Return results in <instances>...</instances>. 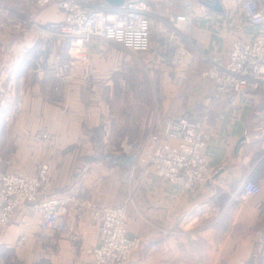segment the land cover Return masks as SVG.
I'll return each instance as SVG.
<instances>
[{"label": "crops", "instance_id": "obj_1", "mask_svg": "<svg viewBox=\"0 0 264 264\" xmlns=\"http://www.w3.org/2000/svg\"><path fill=\"white\" fill-rule=\"evenodd\" d=\"M150 1L161 19L182 11L177 0L169 4ZM1 2L10 3L13 14L38 23L43 30L40 34L0 31V44L8 51L0 64V150L5 148L10 162L15 157L29 159L35 148L33 136L47 127L55 141L43 145L46 153L41 158L49 164L56 193L76 184L93 201L110 206L122 205L132 197L127 231L141 246L128 264H264V95L235 106L212 102L214 85L204 75L209 65L202 57L194 59L188 71L191 83L185 86L192 94L184 110L176 113L175 105L158 110L156 118L145 125L147 132L133 134L138 142L133 144L142 143L144 158L152 151L150 137L165 128L167 118L206 105V154L214 173L193 190L156 175L136 189L142 166L136 164L133 172L137 162L133 155L110 163L101 158L113 152L122 125L130 124L121 120L124 106L127 110L139 107L136 102L123 106L116 99L112 76L127 67L120 52L123 48L94 40L90 62L70 66L63 39L58 37L50 44L51 25L64 20L56 4L40 9L35 0ZM221 3L224 14L209 10L202 1H192L188 37L203 51L227 58L235 40H249L260 29L246 24L232 0ZM160 28L152 31L146 59L168 77H181L182 68L173 58L185 45ZM69 74L71 80L60 85V77ZM109 117L112 125L106 123ZM246 179L259 184L262 193L242 201L239 189ZM22 216L23 211H17L15 220L0 231V264H94L86 250L98 247L101 237L88 213L80 219L71 215L67 232L47 231L44 236L40 217L25 227ZM75 230L80 238L72 244L69 236Z\"/></svg>", "mask_w": 264, "mask_h": 264}, {"label": "built area", "instance_id": "obj_2", "mask_svg": "<svg viewBox=\"0 0 264 264\" xmlns=\"http://www.w3.org/2000/svg\"><path fill=\"white\" fill-rule=\"evenodd\" d=\"M172 1L164 0L166 4ZM192 1L177 0L182 11L170 14L168 21L159 18L150 0H124L118 7L100 3L99 0H35V4L40 9L56 4L62 13L63 22L52 24L48 35L50 44L58 37L63 39L70 66L90 62L91 43L94 40L114 43L130 53H147L151 48L156 19L161 27L164 25L162 32L170 29L172 35L185 45L177 49L174 56V63L182 68V75L186 76L190 71L194 59L202 57L207 61L209 67L204 75L214 85L212 102L235 106L241 100L249 102L264 95V0H232L246 24L260 30L249 40H235L227 58L207 53L189 39L193 24ZM10 7L9 3L0 0V31L43 32L38 23L20 18L12 13ZM4 53L5 48L0 44V64ZM72 77V74L62 75L59 84L69 82ZM208 110V106L200 105L180 117L167 118L165 128L150 137L152 151L144 158L138 145L126 141L120 144L123 153H130L137 161L133 165V172L136 164L142 166L139 178L135 180L136 189L150 175L185 190L195 189L213 175L215 169L206 154ZM33 140L39 145L51 144L55 141V135L43 127L33 136ZM101 158L109 163L113 160L119 162L105 153L101 154ZM239 190L242 201L262 193V187L249 179L244 180ZM131 203L132 197L118 206L95 202L86 189L76 184L62 193H56L47 163H41L32 175L0 170V231L15 220L19 210L23 211L20 222L25 227L30 226L32 218L40 217L43 236L47 231L54 234L67 232L71 215L80 219L88 213L91 220L97 223L101 237L98 247L86 250V254L94 258V264H128L139 250L140 240L130 238L127 231L128 207ZM79 238L80 232L77 230L69 236L72 244ZM153 249L159 250V247L154 246Z\"/></svg>", "mask_w": 264, "mask_h": 264}, {"label": "rangeland", "instance_id": "obj_3", "mask_svg": "<svg viewBox=\"0 0 264 264\" xmlns=\"http://www.w3.org/2000/svg\"><path fill=\"white\" fill-rule=\"evenodd\" d=\"M164 19L168 21V19L163 18V20ZM159 23L160 21L155 19L153 31L157 26H159ZM163 26L164 25H162V28H160L161 32ZM164 34H172V32L170 29H167V32ZM6 51L7 50L5 49V54L7 53ZM120 52L127 59V62L124 65L127 67L126 69H123L121 74L116 73L115 76H112L113 85L118 96L116 99L123 106L130 105L132 102H136L138 103L139 107H134L130 110H127L124 106V110H122V122L124 124H130H127V126L122 125L124 129H122L123 131L120 132V135H122H119L120 141H118L116 145L112 147L113 152L107 153L113 156V158H116L118 161H121V157L130 155V153H126L125 155L123 153L124 149L120 148V144L123 141H126L128 144L137 142V140L132 138L133 134L141 135L142 132H147L145 125L151 122L153 117L156 118V112L158 110L165 111L166 109L175 105V107L177 106L176 113H181L185 108V100L187 99V96L192 94V91L185 89V86L191 83L188 73L186 76L182 75L181 77L178 76V78L175 75L173 77H168L167 74L161 69L152 67L149 61L146 59L147 56L144 53L135 55L136 53L133 54L125 51L124 49H120ZM119 111L120 110L117 109L118 116L120 115ZM112 122L113 121L111 117L106 119L107 124L112 125ZM7 143L8 140H5L6 145ZM34 143L35 142L33 141V144ZM141 144L142 143H140L138 146ZM34 145L35 148L32 150V155L29 159L21 160L18 159V157H15L13 162H10L11 159H9V157L5 154V148L1 149L0 170H12L27 175L34 174L38 166L41 163H44V159L41 157L46 153L45 150L42 149L44 148L43 145H39L37 143Z\"/></svg>", "mask_w": 264, "mask_h": 264}, {"label": "water", "instance_id": "obj_4", "mask_svg": "<svg viewBox=\"0 0 264 264\" xmlns=\"http://www.w3.org/2000/svg\"><path fill=\"white\" fill-rule=\"evenodd\" d=\"M56 2H60L63 0H55ZM100 3H107L111 6L118 7L121 6L124 3V0H99ZM202 3L205 7H207L209 10L218 13V14H224L225 10L221 3V0H212V1H206L202 0Z\"/></svg>", "mask_w": 264, "mask_h": 264}]
</instances>
